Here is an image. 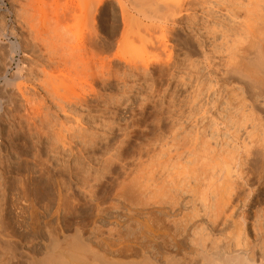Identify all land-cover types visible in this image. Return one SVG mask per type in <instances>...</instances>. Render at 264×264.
Returning <instances> with one entry per match:
<instances>
[{"label": "rangeland", "instance_id": "374dc122", "mask_svg": "<svg viewBox=\"0 0 264 264\" xmlns=\"http://www.w3.org/2000/svg\"><path fill=\"white\" fill-rule=\"evenodd\" d=\"M132 1L0 0V264H65L87 234H210L247 0Z\"/></svg>", "mask_w": 264, "mask_h": 264}, {"label": "bare ground", "instance_id": "6f19581e", "mask_svg": "<svg viewBox=\"0 0 264 264\" xmlns=\"http://www.w3.org/2000/svg\"><path fill=\"white\" fill-rule=\"evenodd\" d=\"M144 1L149 8L166 9L165 12V7L170 5V0ZM190 1L192 6L203 0ZM141 3H138L139 6L132 1L134 7L135 4L147 6ZM245 4L243 38L248 48L253 50L244 46L231 52L232 57L226 63L227 75L233 82H239L241 92L236 96L237 103H232L234 110L231 114L229 111V119L225 117V121L222 118L219 123H214L217 125L210 131V141H206L209 144V150H206L209 151L206 179L210 187V234H87V241L92 244L89 248L88 245L85 249L79 248L80 245L75 247L73 240H67V252L63 250L62 253L66 255L65 260L59 258L62 263L264 264V105L257 99L264 98V0H247ZM168 8L171 9L170 6ZM195 45L192 47L195 48ZM29 93L28 96L24 93L26 99ZM234 201L235 205H231ZM253 206L256 207L255 211ZM235 208L239 210L237 219L232 217ZM220 211L225 213L224 218L220 219ZM251 213L255 218L250 221ZM218 218L221 225H217L220 224ZM229 218H234L232 234L226 233ZM217 226L222 228L218 229ZM83 244L81 246H85ZM36 250L40 251L38 248ZM54 261H58V258Z\"/></svg>", "mask_w": 264, "mask_h": 264}]
</instances>
